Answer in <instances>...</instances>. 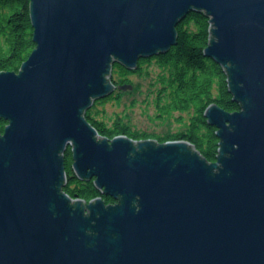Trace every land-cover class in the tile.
<instances>
[{
  "label": "water",
  "instance_id": "95a60500",
  "mask_svg": "<svg viewBox=\"0 0 264 264\" xmlns=\"http://www.w3.org/2000/svg\"><path fill=\"white\" fill-rule=\"evenodd\" d=\"M35 47L0 72V264H264V0H30ZM190 11L209 17L204 55L240 109L203 115L218 149L184 139L101 136L85 117L112 94L113 63L176 44ZM72 170L103 195L63 191Z\"/></svg>",
  "mask_w": 264,
  "mask_h": 264
},
{
  "label": "trees",
  "instance_id": "16d2710c",
  "mask_svg": "<svg viewBox=\"0 0 264 264\" xmlns=\"http://www.w3.org/2000/svg\"><path fill=\"white\" fill-rule=\"evenodd\" d=\"M29 5L30 0H0V72H17L21 63L35 47L32 40L33 28ZM176 30V44L167 52L151 58H140L134 70L113 63L112 74L119 77L117 82L114 81L116 84L129 82V75L140 72L142 67L154 61L160 67V72L157 74L160 85L154 100L156 116L163 118L175 111L190 113L192 110L186 129L154 133L132 129L120 117H116L110 125L99 121L96 115L101 110L94 111V108L110 100L114 93L94 101L84 115L101 136L109 139L119 134H125L136 140L151 138L160 143L184 139L191 142L207 161H214L219 140L215 135L216 128L207 123L203 115L204 110L211 103H216L229 112L239 110L240 105L232 99L225 70L220 64L204 55V49L210 38L209 17L202 11H190L177 24ZM176 120L181 122L182 117L177 116ZM5 123L0 120V132L3 131ZM71 164V148L68 147L64 153L67 182L63 191L85 202L96 197H101L105 204L116 202L95 187L93 178L78 179Z\"/></svg>",
  "mask_w": 264,
  "mask_h": 264
},
{
  "label": "rangeland",
  "instance_id": "374dc122",
  "mask_svg": "<svg viewBox=\"0 0 264 264\" xmlns=\"http://www.w3.org/2000/svg\"><path fill=\"white\" fill-rule=\"evenodd\" d=\"M159 72L160 67L154 61H151L148 65L142 67L140 72L129 75L128 80L130 81L125 83L132 84V87L115 89L114 96L110 100L96 106L94 111L101 110L96 115L97 119L110 125L116 117H120L132 129L154 133L186 129L192 110H190V113L188 111L182 113L175 111L163 118H157L156 116L154 100L160 85L157 77ZM112 78L116 82L119 80V77L113 74ZM119 84L123 83H117V85ZM177 116L182 117L181 122L176 120Z\"/></svg>",
  "mask_w": 264,
  "mask_h": 264
}]
</instances>
